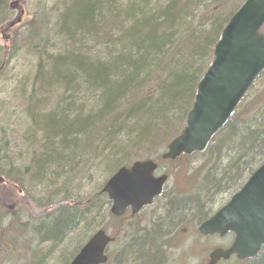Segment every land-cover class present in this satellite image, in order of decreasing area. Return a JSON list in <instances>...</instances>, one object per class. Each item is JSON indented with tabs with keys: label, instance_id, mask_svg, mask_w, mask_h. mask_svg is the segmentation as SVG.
I'll list each match as a JSON object with an SVG mask.
<instances>
[{
	"label": "trees",
	"instance_id": "1",
	"mask_svg": "<svg viewBox=\"0 0 264 264\" xmlns=\"http://www.w3.org/2000/svg\"><path fill=\"white\" fill-rule=\"evenodd\" d=\"M229 1L66 0L52 35L43 15L30 20L23 42L30 41L38 69L21 97L30 125L22 141L34 147L27 161L16 157V165L0 155V175L36 204L53 210L56 200L63 203L45 218L29 217L32 247L42 240L61 243L86 217L99 212L105 182L91 184L89 192L85 182L100 173L107 180L130 158H159L140 152L182 132L214 47L245 0L224 12ZM8 3L0 0L2 21L10 14ZM50 39L54 47L48 51ZM53 95L58 98L48 106ZM206 153L211 166L201 174L209 181L207 191L196 185L193 200L201 220L214 213L208 211L215 200L209 196L208 201V193L236 192L264 162V85L251 86ZM30 186L40 189L41 196L31 197ZM172 207L165 218L169 224L187 212ZM135 253L136 262L147 260L140 250ZM240 263L264 264V250Z\"/></svg>",
	"mask_w": 264,
	"mask_h": 264
},
{
	"label": "water",
	"instance_id": "2",
	"mask_svg": "<svg viewBox=\"0 0 264 264\" xmlns=\"http://www.w3.org/2000/svg\"><path fill=\"white\" fill-rule=\"evenodd\" d=\"M17 5L13 1L11 8ZM263 25L264 0H246L232 16L215 45L214 59L198 85L186 128L168 145L164 158L175 159L182 153L204 150L228 120L264 70V35L260 33ZM156 167L151 160L137 161L131 168L122 167L107 181L103 192L114 201V214L121 215L127 206L137 212L161 193L167 176L156 178L153 175ZM200 232L221 236L232 232L235 236L230 248L214 249L207 264H216L234 254L240 260L254 258L260 252L264 247V163L224 207L200 226ZM110 240L99 231L70 264L105 263L104 251Z\"/></svg>",
	"mask_w": 264,
	"mask_h": 264
},
{
	"label": "rangeland",
	"instance_id": "3",
	"mask_svg": "<svg viewBox=\"0 0 264 264\" xmlns=\"http://www.w3.org/2000/svg\"><path fill=\"white\" fill-rule=\"evenodd\" d=\"M13 1L18 2V7L11 10L9 8ZM65 1L66 0H9L8 10L10 11V14L6 20H0L1 23H5L3 25L0 24V155H7V159H13L15 165L19 163L15 162L16 157L19 158L20 156H25L23 160L27 161L30 158L27 157V154L30 150L29 153L31 155L34 147L33 145H30V148H27L23 145L22 137L26 136L25 132L30 128V125H28V115L24 113L25 110H23L24 106L21 97L23 96V91L29 89L28 83H30V78L36 73L38 68L36 55L31 54L34 52V49L30 47V41H28L27 44V42H23V39L27 34H30V26L28 25L30 20L34 17H41L42 9L45 11L46 15V26L49 28V21L47 20V15H49L52 16L51 25L53 27L55 20L60 16L62 5ZM239 1L240 0H230L229 3L226 4L224 12L229 11ZM206 5L207 4L205 3L204 6ZM204 6L199 5L197 8L202 9ZM19 8L24 11L23 15L20 16L22 21L15 27L5 30L7 24L18 17L20 13ZM222 15H225V13L222 12ZM52 27H50L52 31L51 35L55 33V31L52 30L55 26ZM262 31L264 32V26ZM48 34H50V31H48ZM51 41L53 40L50 39L46 45L48 51H50L49 48L54 47L52 46L53 42ZM263 85L264 74L261 78L256 80L255 88L262 87ZM57 98L58 95H53L51 97V103L48 104V106H53ZM170 141H168V143ZM168 143H165L162 146L153 147L152 149H142L140 154L147 152L150 153L147 156H160L167 149ZM5 147H7V153ZM207 155V153L195 154L189 164H187V162L169 164L167 171L171 174V177L166 185V194L171 191L184 192L187 187H190V189L193 187L195 189L198 187H205V190L207 191V186L204 184H207L209 181H206L205 175L201 174V171H205L204 174H206L207 170H209L208 168L211 166L208 165L209 155ZM134 161L136 160L132 161V158H130L129 163H121L119 167L121 165L129 166ZM201 167L205 168H202L199 171ZM117 169L118 167L115 171ZM115 171L107 175L108 178ZM105 175L106 173H102V175L100 173L99 176H94V178L91 179V182L89 181V184L88 182H85V192L92 190L93 187L91 184L95 186L97 183H104L106 181L103 179ZM0 177L2 176L0 175ZM196 185L198 187H196ZM39 191L40 189L35 190L30 186L31 197H40L41 194ZM195 194L196 193L188 194V197ZM230 194L231 192L217 193V190H215L213 194H209V196L215 200H213V204L209 206L208 211L211 209L215 211L221 207V205L227 201ZM195 197L196 196L192 199L197 200ZM210 197L208 200H210ZM30 200L31 199L28 198L27 195L19 192L17 189H13L5 182H0V264H68L80 246L84 244L97 229L106 230L105 218L109 215L110 205L104 202L102 207L100 205L101 208L99 209V212L97 211L96 214L93 213L86 217L84 221H82L83 223H81L72 233H69L68 237L61 243L42 240L36 242V247H32L30 245L29 217L30 219L45 218L53 210L55 212L58 206L63 203L62 200H56L54 205L51 206L53 210H50V208H45ZM192 203L193 207H195L194 202ZM101 211L104 212L100 213ZM200 222L194 217V264H200L203 260L205 261L209 251L213 248L227 247L231 242L230 237H213L214 235L210 236V238L199 237L198 227ZM20 224L26 225V228L29 231L23 232ZM37 231L41 238L43 233L42 225L39 226ZM1 233H4L3 236ZM19 235H21V238ZM23 235L27 236L25 237ZM197 237L201 238L200 242ZM3 238L8 242L2 244ZM15 240V246L11 247L8 245L11 241L14 242ZM221 264L241 263L233 257L226 263L223 262Z\"/></svg>",
	"mask_w": 264,
	"mask_h": 264
},
{
	"label": "flooded vegetation",
	"instance_id": "4",
	"mask_svg": "<svg viewBox=\"0 0 264 264\" xmlns=\"http://www.w3.org/2000/svg\"><path fill=\"white\" fill-rule=\"evenodd\" d=\"M192 158L193 154L181 155L174 160L162 159L166 165L158 168L155 175L167 174L170 178L171 174L167 171L169 164H189ZM188 194L187 189L168 194L164 191L140 211L133 212L132 207H127L121 215L113 214L110 208L106 221L104 219L105 232L111 239L105 249L107 261L104 264H194L196 211L192 203L193 197H188ZM109 205L112 207V202ZM172 206L181 207L187 212L179 220L169 224L165 222V218L168 216L167 210H171ZM98 230L100 229L96 231ZM215 236L217 235L213 237ZM137 250L141 252L140 257L144 256L147 260L142 258L140 262H136L134 259ZM207 261L208 259L203 260L200 264H206Z\"/></svg>",
	"mask_w": 264,
	"mask_h": 264
},
{
	"label": "bare ground",
	"instance_id": "5",
	"mask_svg": "<svg viewBox=\"0 0 264 264\" xmlns=\"http://www.w3.org/2000/svg\"><path fill=\"white\" fill-rule=\"evenodd\" d=\"M41 12H42V15L44 16V18H46L45 11H43V9H42ZM47 18H48L47 20L49 21V22H48L49 26L52 27V25H51V21H52L51 18H52V16L47 15ZM52 28H53V27H52ZM263 72H264V71H262V72L257 76V78L255 79V82H256V80L258 79V77H259ZM100 202H101V201H100Z\"/></svg>",
	"mask_w": 264,
	"mask_h": 264
}]
</instances>
